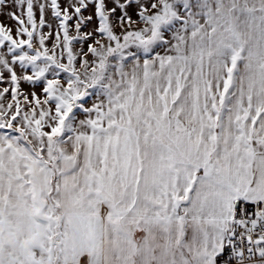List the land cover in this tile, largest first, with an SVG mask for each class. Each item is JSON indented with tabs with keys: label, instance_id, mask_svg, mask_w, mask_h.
I'll use <instances>...</instances> for the list:
<instances>
[{
	"label": "snow or ice",
	"instance_id": "1",
	"mask_svg": "<svg viewBox=\"0 0 264 264\" xmlns=\"http://www.w3.org/2000/svg\"><path fill=\"white\" fill-rule=\"evenodd\" d=\"M12 6L0 264H264V0Z\"/></svg>",
	"mask_w": 264,
	"mask_h": 264
},
{
	"label": "rangeland",
	"instance_id": "2",
	"mask_svg": "<svg viewBox=\"0 0 264 264\" xmlns=\"http://www.w3.org/2000/svg\"><path fill=\"white\" fill-rule=\"evenodd\" d=\"M41 2H44V0H41ZM60 3H61V6L63 7V6L65 5V3H66V0H60ZM88 14H89V13H87V12L85 13V15H88ZM45 19H46L48 22H50V23L53 24V29H52V30L55 31V28H56V22L53 20V18H52V16H51V11H50V10L46 11ZM37 22H39V13H38V11H37ZM70 23H71V22H70ZM43 31H44L45 33H47V32L49 31V29H48L47 27H45V28L43 29ZM70 35H75V31H74V29L70 31ZM48 46L51 47V42H49ZM2 86H3V85H0V87H2ZM21 90H22V91H25V92L35 90L37 93H39L40 88L37 87L36 89H31L30 86H29L28 84H22V86H21ZM10 99H11V98L9 97V100H10Z\"/></svg>",
	"mask_w": 264,
	"mask_h": 264
},
{
	"label": "crops",
	"instance_id": "3",
	"mask_svg": "<svg viewBox=\"0 0 264 264\" xmlns=\"http://www.w3.org/2000/svg\"><path fill=\"white\" fill-rule=\"evenodd\" d=\"M8 2L10 4L11 0H8ZM9 11H16L19 14V10L16 9L14 6L0 8V13H3V14H0V22H2L4 26L10 27L12 29V35L15 38L16 37V23L15 21H13L7 16V13Z\"/></svg>",
	"mask_w": 264,
	"mask_h": 264
}]
</instances>
